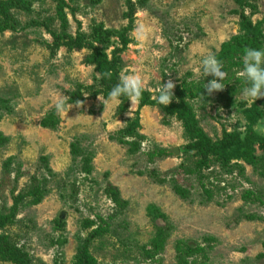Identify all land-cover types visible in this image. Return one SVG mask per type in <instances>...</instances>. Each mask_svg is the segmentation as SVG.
Returning a JSON list of instances; mask_svg holds the SVG:
<instances>
[{
    "label": "rangeland",
    "instance_id": "obj_1",
    "mask_svg": "<svg viewBox=\"0 0 264 264\" xmlns=\"http://www.w3.org/2000/svg\"><path fill=\"white\" fill-rule=\"evenodd\" d=\"M95 28L114 33L99 41ZM241 34L254 36L250 48L264 49V0H0V133L8 138L0 145V211L25 197L1 234L33 264H78L90 232L83 223L101 215L109 231L90 244L98 264H264V97L249 102L242 95L235 47ZM227 42L235 48L225 60V87L207 96L213 77L204 75L202 59L219 56ZM98 52L105 56L99 61ZM101 65L112 76L109 84L119 83L121 73L138 76L153 100L163 83L173 82L172 102L163 108L129 101L121 111V100H107L108 87L96 85L104 93L96 95L87 89L100 81ZM78 85L80 100L69 102ZM58 99L65 101L62 113ZM188 113L217 145L235 136L220 155L209 156L243 167L249 180L212 166L205 172L216 193L208 199L184 170L199 159L185 136ZM55 119L56 128L43 123ZM131 124L145 136L125 138L140 143L135 150L117 139ZM75 142L80 156L72 153ZM161 147L170 155L150 160L149 152ZM88 154L89 176L82 172ZM38 182L44 196L34 203L26 196ZM109 182L126 202L123 211L105 193ZM176 183L190 191L188 198L176 193ZM245 190L253 195L244 198ZM161 226L170 235L152 257L146 250ZM187 245L203 250L187 253Z\"/></svg>",
    "mask_w": 264,
    "mask_h": 264
},
{
    "label": "trees",
    "instance_id": "obj_2",
    "mask_svg": "<svg viewBox=\"0 0 264 264\" xmlns=\"http://www.w3.org/2000/svg\"><path fill=\"white\" fill-rule=\"evenodd\" d=\"M247 2H241V7L245 6ZM3 5L9 6L10 3L4 2ZM244 8V7H243ZM129 14H126L128 16ZM243 22L246 23V25L249 24V17L246 16L245 14H242ZM114 31H107L104 30L103 28L98 32V30L95 28V36H98V40H110L111 34H113ZM118 32H115V34ZM235 38V47L236 52L239 53L240 55H243L245 49L250 48L248 44L249 38L253 40V38L248 35V40H247V35L241 34V38H238L236 36ZM234 41V40H233ZM231 42H227L223 45L222 51L219 56H217V59L221 61L223 64V70L226 72L225 65V60L228 57V54L231 50H233L235 47L230 44ZM99 53V52H98ZM97 53V54H98ZM100 54V53H99ZM105 56L100 54L98 61L102 60ZM104 64V63H103ZM106 65V64H104ZM104 65H101L100 70L102 73L100 81L95 84V86H90L87 89L95 91L93 95H96L97 93L100 94L102 93L100 89H96V85L100 84L101 89L104 87H108V91L105 93V95H108V93L111 91V89L116 86L118 83L112 82L109 84V80H111L112 76L109 74V70L107 67H104ZM212 77V76H211ZM213 79V78H212ZM227 78H225L226 81ZM82 85H78L76 90L71 93V99H69V102H74L76 103L77 101L80 100L82 96ZM104 94V93H102ZM151 93L149 91H144L142 94V99L140 100V105L141 107L144 105L148 104H159L157 100L151 99ZM121 111L122 110H127L128 103L129 101L127 100L126 97H121ZM184 103V102H183ZM163 108L165 106L159 104ZM190 107L185 105V109L188 111ZM190 111V110H189ZM52 112V116H54ZM181 116V115H180ZM185 118V124L184 129H185V136L189 137L191 139V142L188 144V148L191 150H194L195 155L199 156V159L194 163V167L191 166H186L184 168L186 173H189L190 175H195L198 179L200 184L202 185V189L204 190L205 194L207 195L208 199H212L215 196L216 190L214 191L213 188V182L208 181V175L206 174V170H210L212 166H218L220 169V174H233L236 170L238 171L239 175H241L244 179L249 180L245 173H244V168L243 167H236L231 164H225L224 162H220L216 159H211L210 154H217L220 155L223 150L226 149V146H230V142L234 141L235 136L226 134V140L222 142L221 144L217 145L214 143L211 138L203 131V129L198 125L197 120L194 118L192 114H189L184 117ZM57 120H44L45 122L44 125L51 127V128H56L57 126ZM120 137L117 138L123 143H130L131 144V149L135 150L140 143L138 141H130L127 142L125 138H129L130 136L134 139H144L145 136L143 135H138V133L135 132V129L133 127V124L128 125L126 128L122 129L120 132ZM145 140V139H144ZM8 141V138L3 136L2 133H0V145L2 143H5ZM72 153L74 155H82L81 154V148L78 147V143L75 142L71 145ZM170 155V150L167 148H156L152 151L149 152V158L150 160H155L158 157H167ZM42 161L45 162V167L51 171L52 168L49 166L48 161L46 158H42ZM92 157L91 154L85 155L83 157V169L82 172L85 173L87 176H89L92 172L93 166L91 165ZM212 173H215V171H212ZM156 174V173H155ZM153 174V175H155ZM262 176H264V171H262ZM156 177V180L158 182L164 183L166 182L165 178L162 177ZM5 184V179L2 181V184L0 185V188H2ZM217 190L222 191L225 190L226 188L224 186H216ZM174 189L178 195H180L183 199L188 198L190 191L183 186L179 185L176 183L174 185ZM16 188H12V192H15ZM105 193L108 195L111 200L116 204V206L121 209H125L126 207V202L121 198L119 189L114 186L112 183H108L105 187ZM253 195V192L250 190H245L243 192V197L244 198H249ZM44 196V189H41V186L39 185V182L37 184V187L34 188L32 187L31 190L28 191L27 196L32 199L34 203H38L42 200ZM25 197L18 198L14 206L11 208H8L7 211H0V231L8 227L9 225L15 223L16 217H17V212L19 209V206L21 205V201L24 200ZM261 202V201H260ZM5 208V207H4ZM121 210V211H123ZM248 219L253 220L257 219V216L255 215H249L247 216ZM168 226V224H167ZM83 228L90 229V232L88 233L87 237L83 241L82 244L79 246L78 250V264H98L97 258L91 253L90 251V244L91 242L99 237L104 235L109 231V224L107 220L102 217L101 215H97L95 219H90L87 218L84 223H83ZM170 233L167 227H160L155 235V237L152 239L150 246L152 247L151 250L147 249L146 253L148 255H151L152 257L155 256L157 253H159L161 250L164 249L165 243L167 238L169 237ZM188 248L187 253H196L198 251H202L203 248L197 246V248H193L192 246L187 245ZM0 261H10L13 264H33L32 263V258L30 254L25 251L22 246H20L17 243H13L10 239V237L6 234H1L0 232Z\"/></svg>",
    "mask_w": 264,
    "mask_h": 264
},
{
    "label": "clouds",
    "instance_id": "obj_3",
    "mask_svg": "<svg viewBox=\"0 0 264 264\" xmlns=\"http://www.w3.org/2000/svg\"><path fill=\"white\" fill-rule=\"evenodd\" d=\"M143 26L137 28V33L143 34ZM243 69L239 73L244 78L246 86L243 88L242 95L249 102L256 101L260 97H264V49L247 48L242 55ZM202 70L206 77L212 76L213 79L208 81L205 86L204 94L210 96L214 91L223 90L225 85L222 83L227 73L223 70V64L214 54H208L202 59ZM175 85L169 81L163 83L159 89V94L154 99L165 107L173 100ZM145 85L138 76L126 75L121 73L119 83L114 86L108 93L107 100L118 103L121 97H126L132 105L138 103L142 99L145 91ZM105 105V101H103ZM81 104V103H78ZM65 101L58 99L55 101L57 113L64 110ZM130 107V108H131ZM130 116V115H129Z\"/></svg>",
    "mask_w": 264,
    "mask_h": 264
},
{
    "label": "water",
    "instance_id": "obj_4",
    "mask_svg": "<svg viewBox=\"0 0 264 264\" xmlns=\"http://www.w3.org/2000/svg\"><path fill=\"white\" fill-rule=\"evenodd\" d=\"M172 153L175 154V155H179V153H180L179 148L178 147L173 148L172 149Z\"/></svg>",
    "mask_w": 264,
    "mask_h": 264
}]
</instances>
